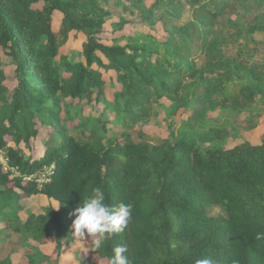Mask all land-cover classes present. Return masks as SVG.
<instances>
[{
  "label": "trees",
  "instance_id": "obj_1",
  "mask_svg": "<svg viewBox=\"0 0 264 264\" xmlns=\"http://www.w3.org/2000/svg\"><path fill=\"white\" fill-rule=\"evenodd\" d=\"M251 1L0 0V150L8 161L7 169L0 164V264H13V253L25 264L49 262L39 247L48 241L58 257L72 241L74 209L95 187L109 206L133 208L126 229L102 249H91L92 237L82 239L91 264H109L122 244L132 264H264V135L256 144L201 149L227 134L206 126L208 112H250L264 98V58L250 60L236 45L260 29L259 20L245 29L231 18L259 15L260 0ZM185 10L191 16L181 21ZM126 12L144 25L160 24L164 41L139 33L104 42L106 20L117 13L122 27ZM223 14L226 25L216 27ZM72 32L84 35L82 60L60 52ZM2 56L15 66L11 88ZM103 71H113L119 84L112 99ZM163 98L172 118L190 112L180 119L198 127L192 134L151 140L132 130ZM66 100L103 101L124 130L107 135L101 119L69 126ZM76 129L82 138L70 133ZM37 140L44 149L34 155ZM37 194L59 209L27 211L22 220L23 200Z\"/></svg>",
  "mask_w": 264,
  "mask_h": 264
},
{
  "label": "rangeland",
  "instance_id": "obj_2",
  "mask_svg": "<svg viewBox=\"0 0 264 264\" xmlns=\"http://www.w3.org/2000/svg\"><path fill=\"white\" fill-rule=\"evenodd\" d=\"M218 1L224 3L227 2V0ZM254 1L255 0H252L251 2ZM258 4V10L261 13L256 17L248 16L244 18H236L235 14L231 15V18H233L232 20H236L237 24L241 27H244L245 29L248 28V25L253 24L256 20H259L257 24L260 25V29L252 32L250 35H243L239 37L238 41L236 42L237 47L239 45H243L244 52H248L253 56L250 60L254 58H264V51L262 50V44H264V0H260V3ZM189 13L190 11L187 13L185 10V15L181 21H185L187 18H189L191 16ZM59 18L60 15L57 13V15H55L57 24ZM123 18L126 20V23H123L122 27H119V24H117V22L121 19L117 13L113 14L111 18L106 20L103 25L104 32L100 35L104 42L110 43L112 38H123L124 36H128L130 34L137 35L139 33L151 34L160 42H163L166 38V33L163 31L160 24H155L153 26L144 25L139 23V20L135 18V15H132L129 12L124 13ZM225 19L226 15L224 14L222 16H218L216 19V27H219V25L222 27L225 26ZM219 20L224 22V24L219 22ZM57 24L55 27L58 26ZM73 34V32L70 33L67 42L61 47L60 52H67L68 57L72 58L73 60H82L83 57L81 55V42L84 39V35L82 33H78L74 36ZM120 42L124 43L125 40L121 39ZM2 60L4 61L2 69L7 75L5 82L9 88H11L15 84L13 75L15 66L11 64L10 60L4 56H2ZM103 78L106 81L105 89L109 97L108 99H112L111 93L114 91V89H118L119 87V84L113 81L115 74L113 71H103ZM66 102L68 101L66 100ZM168 106L169 101L167 99L163 98L159 100V102L153 106L152 113L149 116L148 121H141L134 124L132 130L134 132H143L145 136L151 140H156L159 138V136L167 135L171 137V132H173L174 136L176 137H181L184 135L189 136L195 131V129L198 128L185 127L183 121H181L180 116L182 118H186L187 114L190 113L189 111L184 112L183 109H180L177 115L174 117V120V118H172L169 114L170 109ZM65 107L70 111L71 116H73V120L71 121L72 124L69 123V126L76 123L78 124L80 122H85L87 126H90V123L87 120L92 121V119L96 120L94 123L100 125L97 120L101 119L107 128V135L119 136L124 130L122 123L116 120L114 111L108 109L103 101L92 100L91 103H86L84 100L75 101L74 103L68 102L65 104ZM251 109L252 110L250 112L244 111L241 113H235L228 110H215L208 112L206 126L221 128L225 130L227 134L224 138V141H221L223 139H220V141L216 140L213 142L202 143L201 149L206 150L208 147L216 146L217 144L224 148H232L244 140H248L255 144L259 143L262 135H264V98H260L258 103ZM61 115L62 118H65V122L67 116L65 117V114L63 113ZM84 118L87 120H83ZM251 118L252 124L248 122V119ZM70 133H72L77 138H82L83 136L81 130L79 129L71 130ZM31 146L34 155L42 154L44 146L41 142H39V140L32 142ZM48 205L54 207L56 210L59 209V203L56 200L48 199L45 195L41 194L31 196L30 198L23 200V210H21L19 213L20 217L22 220H24L26 218L27 211H32L36 214L42 213L43 209ZM213 211L217 212L218 209L215 208ZM73 220L70 223H67V229L71 231L74 236V229L72 227ZM75 240L77 241L78 245L75 243ZM73 241L74 243L71 245L69 244L70 242L65 243V248L57 259L58 263L55 260V253H52L53 244L51 241H48L47 245H41L40 247L43 253L52 254L50 255L51 260L49 262H45L44 264H87L83 257H81V260L78 259L77 256L74 258L73 249L77 246L80 247L82 242L80 238L75 237ZM83 252L89 255L90 250H87L86 248L83 250ZM11 257L13 264H25V261L21 258L20 253H13ZM99 264L105 263L101 261Z\"/></svg>",
  "mask_w": 264,
  "mask_h": 264
},
{
  "label": "clouds",
  "instance_id": "obj_3",
  "mask_svg": "<svg viewBox=\"0 0 264 264\" xmlns=\"http://www.w3.org/2000/svg\"><path fill=\"white\" fill-rule=\"evenodd\" d=\"M105 199L104 190L95 187L72 213L75 216L72 223L75 238L92 237L91 249L94 251L102 249L104 243L114 234L122 233L131 219L133 208L131 204L120 203L118 206H109ZM109 264H132L126 244L115 247ZM196 264H214V261L210 258H202L198 259Z\"/></svg>",
  "mask_w": 264,
  "mask_h": 264
},
{
  "label": "crops",
  "instance_id": "obj_4",
  "mask_svg": "<svg viewBox=\"0 0 264 264\" xmlns=\"http://www.w3.org/2000/svg\"><path fill=\"white\" fill-rule=\"evenodd\" d=\"M42 195V194H41ZM72 237H73V240H74V237L75 236H73V234H72ZM72 240V242H70L69 244L71 245V244H73L74 243V241ZM81 240V246L79 247V246H77V247H75L74 249H73V255H74V258H75V256H77V258L78 259H80L81 260V257H84V256H89L90 255V252H89V255H87V254H85L84 252H83V250L84 249H86L87 247H84L83 246V241H82V239H80ZM50 242V241H49ZM52 243V242H51ZM75 243L77 244V241L75 240ZM45 245H47L48 244V242H46V243H44ZM44 244H41V245H44ZM53 244V243H52ZM40 245V246H41ZM78 245V244H77ZM39 246V247H40ZM64 248H65V243L63 244V246H62V249H61V253H62V251L64 250ZM40 249H41V247H40ZM53 250H54V248H52V253H54L53 252ZM87 250H88V248H87ZM43 252V251H42ZM60 253V254H61ZM60 254L58 255V257L56 256V254H54L55 256H56V258H55V260L57 261V259L59 258V256H60ZM47 255H52V254H47ZM83 255V256H82ZM50 260H51V257H50ZM101 261H103L104 263H105V260H100L97 264H99ZM57 263H58V261H57ZM86 263L87 264H91L90 262H88V261H86Z\"/></svg>",
  "mask_w": 264,
  "mask_h": 264
},
{
  "label": "built area",
  "instance_id": "obj_5",
  "mask_svg": "<svg viewBox=\"0 0 264 264\" xmlns=\"http://www.w3.org/2000/svg\"><path fill=\"white\" fill-rule=\"evenodd\" d=\"M7 158L4 156V153H3V151L2 150H0V164L2 165V167L4 168V169H7V167H8V164H7ZM13 172H14V174L16 175L17 174V171L16 170H12ZM41 179V178H40ZM40 179H38V180H40ZM42 180V179H41Z\"/></svg>",
  "mask_w": 264,
  "mask_h": 264
}]
</instances>
